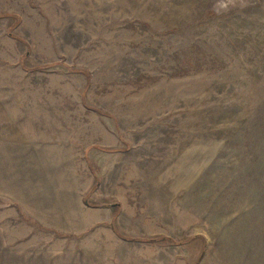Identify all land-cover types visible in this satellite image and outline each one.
Listing matches in <instances>:
<instances>
[{
  "label": "rangeland",
  "instance_id": "obj_1",
  "mask_svg": "<svg viewBox=\"0 0 264 264\" xmlns=\"http://www.w3.org/2000/svg\"><path fill=\"white\" fill-rule=\"evenodd\" d=\"M0 264H264V0H0Z\"/></svg>",
  "mask_w": 264,
  "mask_h": 264
}]
</instances>
